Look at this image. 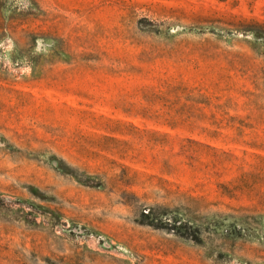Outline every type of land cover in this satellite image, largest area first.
Segmentation results:
<instances>
[{
    "label": "rangeland",
    "instance_id": "rangeland-1",
    "mask_svg": "<svg viewBox=\"0 0 264 264\" xmlns=\"http://www.w3.org/2000/svg\"><path fill=\"white\" fill-rule=\"evenodd\" d=\"M0 264H264V0H0Z\"/></svg>",
    "mask_w": 264,
    "mask_h": 264
}]
</instances>
